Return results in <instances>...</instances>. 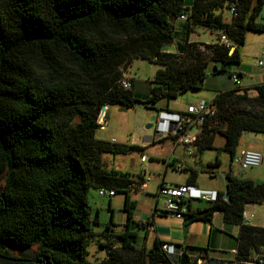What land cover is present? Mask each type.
<instances>
[{
    "label": "trees",
    "instance_id": "1",
    "mask_svg": "<svg viewBox=\"0 0 264 264\" xmlns=\"http://www.w3.org/2000/svg\"><path fill=\"white\" fill-rule=\"evenodd\" d=\"M231 4L236 15L227 22L223 12ZM189 6L184 35L197 27L222 32L235 46L231 54L217 42L187 40L177 54L165 51L175 37L170 21ZM263 6L264 0H0V264H34L21 249L33 251L36 264H180L161 249L165 242L148 245L129 196L134 176L102 162L103 155L143 148L97 139V120L104 105L155 110L162 99L203 90L210 63L220 65L210 75L230 76L246 33L264 34ZM135 59L161 66L145 96L117 84ZM212 103L215 114L200 126L196 153L223 151L232 160L243 132L264 134V84L218 92ZM216 136L224 138L221 149L213 146ZM207 166L218 167V158ZM100 187L125 196L121 231L112 216L96 229L90 196ZM226 194L228 201L218 192L203 208L187 202L184 230L222 212L225 223L240 227L239 264H264V228L243 219L247 204L263 202L264 182L230 170ZM91 244L103 251L94 261Z\"/></svg>",
    "mask_w": 264,
    "mask_h": 264
},
{
    "label": "crops",
    "instance_id": "2",
    "mask_svg": "<svg viewBox=\"0 0 264 264\" xmlns=\"http://www.w3.org/2000/svg\"><path fill=\"white\" fill-rule=\"evenodd\" d=\"M192 0H185L186 5L191 4ZM171 25L174 28V41L173 43L165 49L167 53H172V54H177V46H182L184 44V37L186 36L185 40H187V43H194L196 41H192L190 39V34L184 35L185 29H186V24L184 21L179 20L178 18H174L170 21ZM207 31V30H206ZM208 32L211 35H214V33L210 30ZM200 43V42H198ZM204 44H209V43H204ZM214 67V69H219L220 65L215 64V63H210L208 67ZM160 69V68H159ZM127 70L124 72V75L127 76L129 79L133 80V88L136 93L142 94V95H148L151 89V81H135L132 76H130L127 73ZM158 70V69H157ZM156 70V71H157ZM210 70V69H209ZM207 69V74L209 76L205 79L204 82V91L209 95V99L206 100V102H212L214 97L218 92L222 91H227L231 90L234 88L232 82L230 81L229 75L228 74H218V75H210L212 71H209ZM230 71L233 73H237L240 78V87L243 88H252L257 85H262L264 84V72H259V71H254L242 64H239L237 66H234L233 68H230ZM188 94V93H187ZM185 94V98L181 101L172 100L167 102L165 105V110L163 111H168L172 113H184L188 106L194 105L198 103L199 101H205L204 96L202 95H191L187 96ZM170 102H173L174 105H170ZM175 103H178L177 105ZM109 111V106H107L106 109V121H107V113ZM107 125L103 128L105 129ZM100 130V129H99ZM196 131H193V133ZM200 131L197 132V135ZM218 138L221 140L219 142ZM97 139L110 142L114 141V144H122L126 145L124 143H117L114 139H111L110 141L107 139H101L100 137H97ZM170 139L173 143V147L176 148L178 145H182L176 142L174 138H165L160 141L168 140ZM156 140H152V136H147L144 138V142L148 143H156L160 142ZM127 145H134L141 147L145 149V144L139 143L136 141V139L130 140ZM224 145V138L221 136H216L214 140V148L216 149H221ZM183 146V145H182ZM193 146V145H192ZM185 153L188 156L194 155V150L192 149V154L187 153V148H185ZM250 149V150H255L259 151L264 154V136H261L260 134H254L250 132H243L238 146L236 148L235 155L233 159L231 160L230 156L223 152V151H215L217 156L215 157V160L218 158L219 165L221 163V154L224 153L226 157L229 158L230 161V168L228 171H223L220 173H217L216 171L212 170L215 168H211V175L216 176V175H224L225 181L221 180L219 178V182H217L216 185L204 187L203 189H200L197 187V177H192V173H196L197 175V170L196 167L192 163H186L184 160H177L174 159L172 161L166 162V170L168 167H170L172 170V166L175 163H183L184 165V170L183 171H188L189 175L186 178V183L185 184H191L195 186L196 188L200 190H205V191H215L219 193H226V174L231 170L232 174L236 177L243 178V179H250L252 181H257V182H264V161L261 167L255 168L261 170V175L259 174H254V173H248L246 172L247 170L241 171L239 170L238 166L236 163H234V159L242 152L243 150ZM144 156V155H142ZM203 157L206 159H202L201 162H205L207 165L212 164L215 162L212 161V154L205 155L203 154ZM202 157V158H203ZM112 158V161L115 162L116 157L112 155H103L102 156V162L103 165L105 166V169L111 170L112 168L117 171H121V168L118 165L115 166H110V159ZM141 158V157H140ZM147 162V159H146ZM140 163L141 164H145ZM249 170V169H248ZM175 171V170H174ZM182 171V172H183ZM146 171L142 170L139 173H137V176L134 177V183L131 185L129 188V196L132 201L136 202V212H135V220L138 222H149L152 225V229H147L148 232V245L150 246L152 241L154 239H158L162 242L169 243V244H174L178 245L183 249L189 250L188 248H193V249H206V254L209 258L217 261V262H227L235 258L237 254V237L239 234L240 227L239 225H233V224H228L225 223L223 219V213L222 212H216L213 214L212 221L211 223H205V222H193L188 225L187 229L184 230L183 225L184 222L183 220H177L174 218H168L159 213L161 210V205H159V200H161L157 196V190L154 193V197L152 198L151 196H146L147 192L146 190L148 189V181L149 178L146 179ZM143 184V186L141 185ZM162 184H168L165 182V177L162 178L158 182V187ZM169 185H176V184H169ZM182 185V184H178ZM157 187V189H158ZM94 191V194L90 196V203L92 207V211L96 212L98 216L102 211H108L110 213V216H113V207L116 206V202H114L115 197L117 195L112 197V198H101L97 194V189L92 190ZM92 193V192H91ZM146 193V194H144ZM133 194V195H131ZM125 197V196H124ZM124 197L121 200L120 204L117 206H120L122 214L124 212L122 211L123 205H124ZM103 199H108V203L105 204ZM190 205L193 209L196 208H203L207 205L205 202H198V201H192L190 202ZM125 215V214H124ZM244 222L252 225V226H257V227H262L264 228V200L263 202L259 204H247L244 208V215H243ZM121 220V219H120ZM119 220V221H120ZM114 222V221H113ZM114 229H117L118 231L122 230V226L119 223H115Z\"/></svg>",
    "mask_w": 264,
    "mask_h": 264
},
{
    "label": "rangeland",
    "instance_id": "3",
    "mask_svg": "<svg viewBox=\"0 0 264 264\" xmlns=\"http://www.w3.org/2000/svg\"><path fill=\"white\" fill-rule=\"evenodd\" d=\"M223 18L225 21H230V16L226 10L223 12ZM259 22L264 23V6L262 11L258 17ZM190 34V39L192 41L200 42V43H215L216 37L215 35H211L208 30L204 28L197 27ZM185 41V39H184ZM202 50V48H201ZM240 53V64L259 72H264L262 68L258 66V61L264 55V34L256 33V32H247L245 36V42L243 46L239 47ZM234 66H232L233 68ZM161 68L160 65L149 63L148 61L135 59L128 66L127 73L132 76V78L137 81H148L152 80L156 70ZM214 71V67H208V70ZM209 70V71H210ZM243 88V87H241ZM244 89V88H243ZM195 91L189 92L187 96L193 95H202L205 98V101L209 99V95L204 91ZM139 94V93H138ZM141 96H145L139 94ZM185 96H179L177 98L178 101H182ZM167 101L162 99L157 102L155 105V110L147 109L142 106H135L133 108H123L120 106H111L109 107V111L107 113V127L105 129H100L96 133V137H100L101 139L111 140L114 139L117 143H127L132 139H136L137 142L145 144V149L142 151H133L126 155H116L115 162L110 161V166L118 165L123 172L129 173L134 177L137 176L142 170L146 171V179L149 178L148 189L146 190V196L154 197V193L157 190L158 182L165 177V182L168 184H185L186 178L189 175L188 171L177 172L172 170L170 167L166 170V162L172 161L174 159L184 160L186 163H192L197 170V187L203 189L207 187V185L212 186L216 185L219 182V178L225 181L224 175H216L212 176L211 168L207 166L205 162H201L202 159H206L203 157V154L209 155L212 154V161L215 160L217 156L215 151L206 150L201 154L195 152L194 146H191V149L194 150V155L188 156L185 153V149L182 145H178L176 148L173 147V143L170 139L156 142V143H148L144 142V138L147 136L154 135V123L151 121L152 117H155L158 112L165 110V105ZM176 105L178 103H175ZM170 105H174L173 102H170ZM147 125H152V128L146 129ZM264 136V134H260ZM219 137V136H218ZM221 139L218 138L219 142ZM144 155L147 159L145 164L140 163V157ZM203 157V158H202ZM229 158L226 157L224 153L221 154V163L215 169L217 173L228 171L230 168ZM113 169V168H112ZM246 172L254 173L261 175V170L259 169H249ZM92 196L94 191H91ZM133 195V194H131ZM124 194L117 193L114 202H116V206L113 209V221L115 223H119L121 225L125 222V215L122 214L119 205L121 200L123 199ZM105 204L108 203V199H103ZM162 200H159V205H161ZM110 213L106 210L102 211L99 215L100 225L96 227V229L101 230L104 224L108 223L110 220ZM121 219V220H120ZM120 220V221H119ZM89 260L94 261L96 258H100L103 256V251L96 248L94 244L89 246ZM98 252V254H95ZM97 257H96V256Z\"/></svg>",
    "mask_w": 264,
    "mask_h": 264
},
{
    "label": "built area",
    "instance_id": "4",
    "mask_svg": "<svg viewBox=\"0 0 264 264\" xmlns=\"http://www.w3.org/2000/svg\"><path fill=\"white\" fill-rule=\"evenodd\" d=\"M190 13L191 7L189 6L187 7L186 12L180 15L178 19L185 22ZM227 13L230 17L236 15L234 4L230 5ZM212 32L216 37V42L228 48L229 54H231L234 51L235 46L229 41L226 35L222 32ZM258 66L264 70V55L258 61ZM229 78L234 88L240 87V78L237 73H231ZM117 84L123 89H131L133 87L131 79L124 74ZM214 114L215 107L213 103L206 101H199L194 105L188 106L184 113H172L168 111L158 112L156 115L157 120L154 123V135L152 136V140L160 141L169 137L174 138L177 143L182 144L187 148L188 154H192L191 146L197 138V132L200 131V126L207 118L214 116ZM105 117L106 112L102 118L98 117L97 123L99 129H103L106 126ZM193 131L196 132L193 133ZM112 143H114V141H112ZM140 161L141 163L146 162V157L141 156ZM263 161V153L250 149L243 150L234 159V163L237 164L241 171L259 168L262 166ZM172 168L177 172H182L184 170V165L181 162L175 163ZM141 185L143 186V184ZM97 194L101 198H112L116 195V191L112 188L100 187L97 189ZM157 196L162 200L161 210L159 211L161 215L168 218L183 220V216L186 213L187 202L198 201L212 203L217 198V192L200 190L191 184H162L157 189ZM142 224L145 225L146 229H152V225L149 222ZM161 249L168 256L175 259L181 260L182 256H186V264H239L235 258L227 262H217L209 258L205 252L186 250L181 247L175 248L169 243L163 244Z\"/></svg>",
    "mask_w": 264,
    "mask_h": 264
},
{
    "label": "water",
    "instance_id": "5",
    "mask_svg": "<svg viewBox=\"0 0 264 264\" xmlns=\"http://www.w3.org/2000/svg\"><path fill=\"white\" fill-rule=\"evenodd\" d=\"M107 106H108V105H104V106L101 108L99 118H102V117H103V115H104L105 112H106ZM156 120H157L156 116H155V117H152V119H151V121H152L153 123H155ZM150 128H152V125H147V126H146V129H150ZM0 191H1V188H0ZM224 199L227 200V201L229 200V196H228V194H226V193L224 194ZM18 251H19V252L21 253V255H22L24 258H26L29 262H32V263H34V264L37 263V261H36V257H35V254H34L33 251H31V250H27V249H26V250H25V249H21V250H18ZM180 264H186V256H182V257H181Z\"/></svg>",
    "mask_w": 264,
    "mask_h": 264
}]
</instances>
